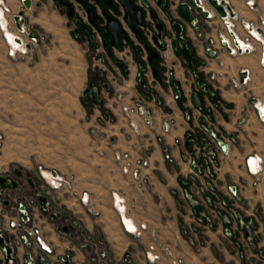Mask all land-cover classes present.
I'll return each instance as SVG.
<instances>
[{
  "label": "crops",
  "instance_id": "obj_1",
  "mask_svg": "<svg viewBox=\"0 0 264 264\" xmlns=\"http://www.w3.org/2000/svg\"><path fill=\"white\" fill-rule=\"evenodd\" d=\"M30 1L31 7L26 9L19 0H3L0 23H10L12 15L22 14L26 27L42 29L47 19H61L57 11H49L50 8L45 5L49 4L48 0ZM147 1L157 23L163 24L166 32L174 34L172 23H183L176 12L180 0L172 3L167 10L158 7L154 0ZM255 2L264 15V0ZM228 3L235 19H238L235 30L240 31L241 21L257 23V14L247 8L243 1ZM204 8L207 9L206 6ZM33 21L41 25H34ZM146 21L149 19L146 18ZM183 26L184 37L193 51L194 72L188 69L181 44L174 38L167 42V47L150 73L140 60L142 41L133 33L129 34V56L124 57L126 53L117 49L105 59L101 69L90 66L87 55L92 46L85 40L81 41L86 52L83 94L90 87L97 88L101 103L97 106L90 97L85 99V125L93 154L85 173L55 171L59 175L74 176L76 196L62 189L50 190L43 183L47 175L40 177L42 182H39L35 181V174L21 172L33 183L34 192L46 198L50 213L60 212V221L66 219L69 225L77 222L78 228L74 227L79 230L77 237L82 239L89 236L100 244L92 246L91 252L74 245L70 237L61 236L55 231L49 215L43 214L39 210V203L35 202L33 223L41 229L45 242L52 249L48 255L52 263H57L58 258L67 253L73 256L71 264L105 263L98 258V254L105 251L104 259L109 262L105 264H172L174 259L181 260V264H264V175L256 184L246 164L250 157L264 159V122L253 108L256 101L264 106V70L257 55L228 57L220 54L217 59L207 58L206 39L215 37L223 30L216 15L208 25L202 23L204 37L201 39L197 38L193 26L185 22ZM8 31L12 32V29ZM3 33L0 28L6 56L11 58ZM174 42L177 43L176 47L173 46ZM149 46L152 48L151 42ZM31 52L33 49L27 55ZM163 69H167L181 92L180 99L173 98L171 87L162 80ZM154 71L157 77L153 76ZM211 73L214 78L207 84L212 97L208 98L203 92H195V87L198 83H206ZM119 76L125 79L123 85L117 83ZM243 78L247 81L245 86L237 88L230 83ZM118 92L123 94L122 105L136 100L145 104L153 115L152 129L146 127L138 116H133L138 133L133 132L130 122L122 117L121 104L115 101ZM194 93L199 94V108L191 104ZM105 112L115 118L113 123L101 120ZM243 116L247 118L240 124ZM164 121L171 123L168 134L161 133L160 126ZM205 123L229 141V156L218 154L213 166L207 165L209 178L202 180L190 172V163L196 162V157L185 158L184 152L186 135L194 133L197 144H200L199 127ZM98 134L106 135V140L97 137ZM115 153H128L132 159L148 157V166L140 170L142 182L121 171L114 158ZM167 156L169 159H166ZM8 173L0 171V176ZM231 186L237 187L235 196L227 192ZM195 189L199 191L198 194ZM26 191L32 193L27 188L22 195L8 190L0 193L1 228L6 235L5 223L9 216L15 214L12 209L14 203L31 198L26 196ZM83 196L86 202H83ZM211 199L220 203L213 223L195 224L194 218L205 213L204 201ZM6 200H10L9 205ZM236 213L241 215L245 227L250 226L246 221L251 219L254 228L249 239L246 238V229L240 232L236 230L235 237L229 243L223 239V234L234 224ZM125 221L130 226L126 227ZM151 235L155 236L159 245L154 251L149 250V246L153 245ZM164 249H168L171 256ZM34 251L40 253L37 247H34ZM23 253V248L19 247L16 256L19 264L23 262ZM153 255H157L158 259L152 260ZM3 259L0 250V260Z\"/></svg>",
  "mask_w": 264,
  "mask_h": 264
},
{
  "label": "rangeland",
  "instance_id": "obj_2",
  "mask_svg": "<svg viewBox=\"0 0 264 264\" xmlns=\"http://www.w3.org/2000/svg\"><path fill=\"white\" fill-rule=\"evenodd\" d=\"M48 1L49 11L61 19L34 27L43 41L33 52L7 57L0 37V171L33 173L39 182L49 171L85 173L93 156L85 125L89 96L83 94L86 52L81 41L87 39L76 35L78 27L65 8ZM66 1L79 9L75 0Z\"/></svg>",
  "mask_w": 264,
  "mask_h": 264
},
{
  "label": "built area",
  "instance_id": "obj_3",
  "mask_svg": "<svg viewBox=\"0 0 264 264\" xmlns=\"http://www.w3.org/2000/svg\"><path fill=\"white\" fill-rule=\"evenodd\" d=\"M219 4L221 0H216ZM226 4L229 5L228 2L230 1H243L245 6L251 10H253L257 14V23L252 21H241L240 22V31L235 30V22L238 19H235L234 15L232 17L229 16V13L226 11V17L218 16L213 9L207 4L206 0H193L194 5L190 6V10L193 11L197 17H194L192 20V25L196 26L198 24L199 19L202 18L204 22L208 25L209 21L212 19L214 15L219 17L223 30L219 31L215 37H209L206 42V52L212 57H219L220 54H225L228 57H236V56H243V55H257L259 58V64L264 70V15L261 12L259 5L255 2V0H223ZM22 7L24 0H19ZM207 7V9L204 8ZM230 6V5H229ZM0 7H3V0H0ZM225 8V7H224ZM1 9V8H0ZM197 9H200L198 11ZM226 9V8H225ZM232 10V8H231ZM7 11V9H5ZM203 13H206V16H202ZM233 13V10H232ZM20 14H14L11 16V22H5L4 27L0 23V28L5 32V29H12L14 33V41L16 46H12V44L8 41L6 34L3 33V37L5 38V42H7L8 46V54L11 57L17 55H26L29 50L35 48L36 46H40L43 41L41 34L38 30L26 27L23 23L20 25L19 28L16 26V22L14 17ZM20 20H23V17L20 16ZM100 27H105V21L100 24ZM145 35L151 36L150 30L146 28H141ZM103 51L102 47H98L94 50L93 54L91 55V66L93 69H101L103 65ZM146 60V55L143 57ZM166 79H168V75L166 73ZM125 82L123 77H119L117 80L118 85H123ZM246 78H243L241 81L232 80L230 83L233 87H242L246 85ZM196 91L198 89L196 88ZM175 99L178 97L174 96ZM115 101L121 104L120 112L122 117L128 120L131 124V129L133 132L138 133L137 126L132 121L133 116H138L142 123L152 129L154 125V119L151 112L145 106V104L140 101L136 100L131 104L122 105L123 101V94L118 92L115 95ZM253 108L258 111L259 117L264 122V106L258 105L257 101L253 104ZM247 116H243L240 119V124L245 122ZM114 117H112L109 113L105 112L101 118L104 123H113ZM162 134H168L171 129V123L169 121H164L161 123L160 126ZM199 134H201L200 144H197L196 136L194 133H189L185 137L186 141V148L184 152V157L189 158L191 156H195L197 161L190 163V172L194 177L198 179H208L207 173V165L213 166V160L215 157L220 154L224 157L229 156V141L220 137L217 131L210 126L208 123H205L199 127ZM97 137L106 140V135L98 134ZM109 142H114L113 139H108ZM4 146V138L0 134V150ZM209 147V150L206 149ZM167 152L166 149H164ZM114 158L116 162L120 165L121 171L124 174H129L138 182L141 181V168H145L148 166V157L146 156L144 159H132L128 153L121 154L115 153ZM166 159H169L167 156ZM246 164L249 170V173L254 178V182L257 184L261 181L262 176L264 175V159L258 157H250L246 160ZM50 177L45 178L44 182L46 186L50 190H64L65 192L76 196V192L74 191V183L75 179L73 175L63 176L57 174L55 171L49 173ZM198 190L195 189V193L198 194ZM227 192L232 196L237 194V187L231 186L228 187ZM37 196L35 198L37 199ZM83 202H86V198L82 197ZM33 199H24L23 201L15 202L12 209L14 210L15 214L8 217L5 223V230L8 231V235L4 234L2 226V221L0 218V236H10L12 238V243H14L18 247H22L23 250L27 248H31L34 254H41L43 257H46L51 254L52 249L51 247L45 242L41 229L33 223ZM7 205H9V201H7ZM205 213L203 215L196 216L194 218V223L197 225H210L213 223L216 217V211L220 208V203L216 199H211L204 201ZM40 210V207H39ZM47 213H48V209ZM43 213V212H42ZM44 214V213H43ZM47 215V214H46ZM56 217L59 216V212H55L54 214ZM241 221H238L237 217H234V224L227 229H225V233L223 234V239L230 243V239L234 238V233L237 231H242L243 229H248L250 232L251 228L245 227L243 219L241 215H239ZM51 221L54 222L55 231L61 236H68L61 233L58 229L59 226H66L68 224H56L55 220L52 219L50 216ZM233 220V218H232ZM241 223V227L238 225ZM69 226L73 228H78L77 222H72ZM153 239V245L149 246L150 251H154L155 247H159L157 244L156 238L154 235H151ZM92 242L96 241L97 239H90ZM88 241V240H87ZM34 247L40 251V253H36L34 251ZM88 251L91 250L90 244L84 245ZM169 256H171L168 249H164ZM106 257L105 251H101L98 254V258L100 261L105 263H109L104 259ZM158 256L153 255L152 260H157ZM73 260V257L70 254L61 255L57 262L60 264L65 263L66 261ZM100 262V264H105ZM30 264V263H28ZM172 264H181V260L174 259Z\"/></svg>",
  "mask_w": 264,
  "mask_h": 264
},
{
  "label": "water",
  "instance_id": "obj_4",
  "mask_svg": "<svg viewBox=\"0 0 264 264\" xmlns=\"http://www.w3.org/2000/svg\"><path fill=\"white\" fill-rule=\"evenodd\" d=\"M78 3H82L83 0H76ZM96 3H99L100 0H95ZM156 5L163 8V9H167V4H166V0H154ZM175 1V0H173ZM207 4L213 9V11L220 17H226V11L229 13V16L232 17L233 13L231 10V7L225 3V1L221 0L220 3L218 4L216 0H206ZM118 2L120 3V5L122 6L124 12H125V16H124V21L125 23L130 27V29H134L135 25L132 23V19L135 20V23L137 25H140L143 23V11L141 9H138L136 7L133 6V3L135 2V0H118ZM62 1L59 2V4H61ZM64 5L67 7L68 9V13L67 16L69 18H72V7L69 3H64ZM107 5L111 6V2L107 1ZM194 2L193 0H181L179 1L178 5L176 6V12L179 16V18L183 21V23H187L188 25H192V15H193V11L190 10V6H193ZM23 6L27 9H29L31 7V1L30 0H24L23 2ZM226 9H225V8ZM83 8H85V5L83 6ZM198 11H200V9H197ZM86 13H87V18L88 21L92 24V25H96V22L99 21V17L98 16H94V11L91 8H86ZM106 15V14H104ZM21 15H17L14 17V20L16 22V26L17 28L20 27V25L23 23V20H20ZM203 16H206V13H203ZM151 19H155L154 15H151ZM76 25L79 26V28L81 29V31L85 34V36L87 37V40L89 42V44H92L93 42V36L91 35L89 29L82 25V23L80 21H75ZM156 29L158 31V35L154 36L152 38L153 43L158 47V48H162V45L160 44V39L162 36V33L165 32L164 30V25L161 23H156ZM183 25L182 23H172V30L175 33V37L176 40L181 43L182 45V55L185 59V61L187 62V67L190 71L194 72V67H193V56H192V49L190 47H188V43L184 38L183 35ZM105 30L106 33L109 36V46L110 47H116L118 45L119 39L124 38L126 39V34L124 31H121V26L119 25V23L117 22V20H115L114 18L108 17L106 16V26H105ZM135 35L137 37V39L141 38V35L135 31ZM173 46L176 47V42L173 43ZM104 49L106 51L107 54L110 53L109 51V47L107 45L104 46ZM157 58V53L154 51H149L148 53V62L149 65L152 66L153 65V60ZM154 76H156V73L154 72L153 74ZM199 90L203 93L206 94V96L208 98L212 97V91L210 90L208 85H202L201 87H199ZM84 95L85 96H89L92 100V102L99 106L101 103V97L99 96V92L96 88H88L84 91ZM191 104L195 107V108H199L200 107V99H199V94L194 93L191 96ZM207 151L209 150V147L206 149ZM17 176H20L21 173L20 172H16ZM17 191L18 190V185L15 181L11 180L9 177L7 176H0V193L3 191ZM37 201L39 203V207H40V211L43 212L45 215L47 214V206H46V198L38 195L37 196ZM52 219H56L55 215H51ZM236 217L238 219V221H241V218H239L238 213H236ZM248 224H250V228L253 229L254 226L251 224V219H248L246 221ZM238 227H241V223L238 225ZM61 233L65 234V235H69V231L68 228L66 226H59L58 229ZM251 237V232L247 229L246 231V238L249 239ZM12 238L10 236H0V250L3 254V261L0 260V264H19L18 259L16 258V256H18L19 253V247L16 246L14 243L11 242ZM23 262L21 264H60V263H52L50 258L48 257H43L41 254H34V252L32 251L31 248H27L24 250L23 253ZM63 264H70L69 261H66Z\"/></svg>",
  "mask_w": 264,
  "mask_h": 264
},
{
  "label": "flooded vegetation",
  "instance_id": "obj_5",
  "mask_svg": "<svg viewBox=\"0 0 264 264\" xmlns=\"http://www.w3.org/2000/svg\"><path fill=\"white\" fill-rule=\"evenodd\" d=\"M60 1H62L61 4H59ZM107 1H110L111 2V6L107 5ZM175 1H173V0H166V4L168 6L167 9ZM53 2L59 8H65L66 9V16H67L68 9L64 5V3H69V2H67L66 0H53ZM178 3H179V1H178ZM77 4H78L79 9L77 7H75V6H73V5L70 4L71 7H72V10H73L72 11V18L71 19H73V21L75 22L77 20V18H75L77 15L80 18H82V16H84V18H85L84 23H83V21H80V22L82 23V25L86 26L89 29L91 35L93 36V42H92V44H90L92 46V50L90 51V54H89L90 56L89 57H91V55L93 54V52H94V50L96 48L102 47V51H103V56H102L103 63H104L105 59H108V56H110L111 53L113 51L117 50V49L118 50H121L120 52L126 53V55L124 57H128L129 56V51H130V48H131L129 34L133 33L135 35V31H137L141 35V38L139 40L142 41V43H141L142 53L140 54V60L143 62L144 66L147 68V73H150L149 71H150L151 68H154V63L156 62L157 58L161 55V53L164 50V48L167 47V42L171 41L172 38H174V40L177 41L176 40V37L174 36L175 33L173 34V33L166 32L165 27H164L165 32L162 33V36H161V39H160V44L162 45V48L161 49L158 48L153 43L152 38L154 36H157L158 35V31L156 29V23H157V21H156V18L154 20L151 19V15H153V14H152V11H151V8H150V4H149V2L147 0H135V2L133 3V6L134 7L138 8V9H141L143 11V23L140 24V25H137L135 23V20L132 19V23L135 25V28L132 29V30L130 29V27L124 21L125 12H124L122 6L120 5V3L118 2V0H100L99 3H96L95 0H83L82 3H78L77 2ZM84 5H85V8H83ZM86 8H91L94 11V16H98L99 17V21L96 22V25H92L88 21L87 13H86ZM167 9H164V10H167ZM104 14H106V15H104ZM20 15L22 16V14H20ZM106 16L111 17V18H114L115 20H117V22L121 26V31H124L125 34H126V37H127L126 39L120 37L119 42H118V45L116 47H110L109 46V36L106 33L105 27H104V30H103V28L100 27V24H102L103 21H105V26H106ZM202 16H203V14H202ZM194 17H197V16L195 14H193L192 15V20L194 19ZM146 18H148L149 21H146ZM198 19H199L198 24H196V26H194V25H191V26L194 27V30H195V33H196L197 38L198 39H201L202 37H204L203 31H202V23H204V24H206V23L204 22V20L201 17L198 18ZM77 21H79V20H77ZM24 22H25V20L23 18V25H24ZM173 23H175V22H173ZM176 23H178V22H176ZM182 25H183V23H182ZM77 27L78 28L75 31L76 35L78 36L80 33L81 34H84L81 31V29L79 28V26H77ZM141 28H146V29L152 31L151 32L152 33L151 36L148 37V35H145ZM183 35H184V33H183ZM84 36H85V34H84ZM135 37H136V35H135ZM86 39H87V37H86ZM207 39L205 41V48H206ZM87 42H88V40H87ZM149 42H151L152 48L149 46ZM187 43H188V41H187ZM105 45H107L109 47V51H110L109 54H107L106 51H105V49H104V46ZM176 46H177V43H176ZM181 48H182V45H181ZM149 51H154V52L157 53V58L153 60V65L152 66H150L149 65V62H148V53H149ZM205 53H206V56H207L208 59H217V57L210 56L206 52V50H205ZM145 55H146V58H145L146 60H144V58H143ZM124 57H123V61H124L125 64H127V62L125 61V58ZM154 72H153V74H154ZM147 73H145V75H147ZM155 73H156V76H154V75L153 76L154 77H157V72H155ZM166 73L168 75V79H166V76H165ZM119 77H123V76H119ZM161 77H162V80L165 81L171 87L172 94H173V98L175 99L174 96H176V97H178L176 100L180 99L181 96H182L181 95V92L179 91L177 85L174 84L171 76L167 72V69L166 70L163 69L161 71ZM213 78H214V75L211 73V75H209V77L207 78V82L206 83L203 82V83H198L197 84V86L195 87V92H201L199 90V87H201L204 84L205 85H208L207 83L209 81H212ZM196 88L198 89V91H196ZM201 136L202 135L199 134L200 140H201ZM196 141H197V136H196ZM16 172H20L21 175L20 176H17L16 175ZM4 176L9 177L11 180H13V181H15L17 183L18 190L16 192L18 193V195H22V192L26 188L27 189H31L32 190V193L30 191H26L25 192L26 196H31V199L34 200L33 201V205H34L35 202L36 203L38 202L37 199L35 198V196L36 195H41V194L39 192H36V193L34 192V185H33V183L31 181H29L27 179V177L25 175H23V173L21 171H17L16 169H12V172H10V173H8L7 175H4ZM41 196H43V195H41ZM7 201H10V200H6L5 201L6 204H7ZM46 206H47V209H48L47 215H49V219L51 220L50 216L51 215H54L55 212L54 213H50V206H49V204L47 202H46ZM60 220H61V213L59 212V216L56 217L55 223L56 224H59V223L62 224L63 221H64L63 224H68V227H67L68 228V231H69L68 237H70L73 240V244L74 245H80L82 248L85 249L84 245L90 244V248H92V246L97 245V244L98 245L100 244L98 241H93L92 242L90 239H93V238H91L89 236L88 237L87 236H83L82 239H80L81 237H79V236L77 237V234H76V233L79 232V230H76L72 226H69V223H66L67 222L66 219L65 220L62 219L63 221H60ZM52 223L54 225V222H52ZM80 240L82 242L81 244H80ZM91 250H90V252H91ZM46 257H48V256H46ZM72 261L73 260L69 261V263L71 264Z\"/></svg>",
  "mask_w": 264,
  "mask_h": 264
},
{
  "label": "bare ground",
  "instance_id": "obj_6",
  "mask_svg": "<svg viewBox=\"0 0 264 264\" xmlns=\"http://www.w3.org/2000/svg\"><path fill=\"white\" fill-rule=\"evenodd\" d=\"M1 16H2V11L0 10V18H1ZM3 17V16H2ZM6 22V21H5ZM2 26L4 27V25L2 24ZM5 34H6V37H7V39H8V41L12 44V46H16V43H15V41L13 40L14 39V33H12V32H10V31H8V30H6L5 29ZM5 39V38H4ZM5 43H7V42H5ZM17 47V46H16ZM48 176V177H50V175L47 173V174H45L44 175V177L45 176ZM125 225H126V227H128V226H130V223H128V222H126L125 221ZM132 230H133V228H132ZM131 231V230H130Z\"/></svg>",
  "mask_w": 264,
  "mask_h": 264
}]
</instances>
